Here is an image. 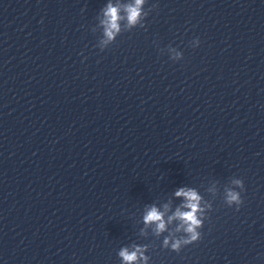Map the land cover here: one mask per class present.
<instances>
[{
	"label": "water",
	"instance_id": "water-1",
	"mask_svg": "<svg viewBox=\"0 0 264 264\" xmlns=\"http://www.w3.org/2000/svg\"><path fill=\"white\" fill-rule=\"evenodd\" d=\"M134 4L0 0V264H264V0Z\"/></svg>",
	"mask_w": 264,
	"mask_h": 264
},
{
	"label": "clouds",
	"instance_id": "clouds-1",
	"mask_svg": "<svg viewBox=\"0 0 264 264\" xmlns=\"http://www.w3.org/2000/svg\"><path fill=\"white\" fill-rule=\"evenodd\" d=\"M144 0H135L134 5L127 7V19L129 24H135L138 17L140 16V6L143 4ZM106 16V31L105 34L108 39H112L115 32L119 31L118 21L120 19L119 9L112 5H109L105 10ZM238 186L243 187L242 181L235 180L233 181ZM175 195L177 197H183L185 203L182 205L183 208L188 209L187 211H181L178 208L174 216L168 218V222H171L173 219H178L182 222L183 231L187 234L186 238L183 241L177 239L174 242H171L170 248L172 251L179 253L181 251V245H190L198 242L201 239V233L197 231V228L201 226L202 221L198 218V213H202L200 208L201 196L194 189H185L180 188L176 191ZM227 202L229 205L235 203L237 205V211H239V206L243 204V201L240 198V194L236 191L229 190L227 193ZM144 222L146 224L154 223L156 225L155 231L157 234L165 231L166 223L163 219V213L160 212L156 207H152L144 216ZM180 229L178 228L177 231ZM164 247H169V238H165ZM144 248L137 247L135 251L129 252L127 248L121 249L119 252L120 257L126 264H131V262L137 261L138 256L145 261V264L148 260V257L143 255Z\"/></svg>",
	"mask_w": 264,
	"mask_h": 264
}]
</instances>
